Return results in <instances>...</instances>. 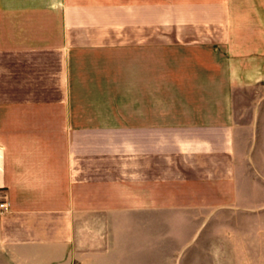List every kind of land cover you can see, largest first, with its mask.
Returning <instances> with one entry per match:
<instances>
[{"label": "crops", "instance_id": "crops-1", "mask_svg": "<svg viewBox=\"0 0 264 264\" xmlns=\"http://www.w3.org/2000/svg\"><path fill=\"white\" fill-rule=\"evenodd\" d=\"M263 202L264 0H0V264H164Z\"/></svg>", "mask_w": 264, "mask_h": 264}, {"label": "rangeland", "instance_id": "rangeland-1", "mask_svg": "<svg viewBox=\"0 0 264 264\" xmlns=\"http://www.w3.org/2000/svg\"><path fill=\"white\" fill-rule=\"evenodd\" d=\"M235 217L227 222V228L235 235L195 239L189 241L191 246L179 241V256L165 255L162 261L164 264H264V202L251 211L242 207Z\"/></svg>", "mask_w": 264, "mask_h": 264}, {"label": "built area", "instance_id": "built-area-1", "mask_svg": "<svg viewBox=\"0 0 264 264\" xmlns=\"http://www.w3.org/2000/svg\"><path fill=\"white\" fill-rule=\"evenodd\" d=\"M8 210V205L6 203L0 204V213L5 212Z\"/></svg>", "mask_w": 264, "mask_h": 264}]
</instances>
